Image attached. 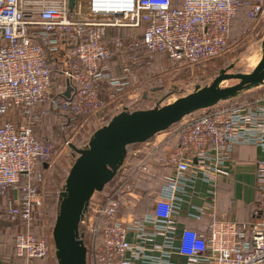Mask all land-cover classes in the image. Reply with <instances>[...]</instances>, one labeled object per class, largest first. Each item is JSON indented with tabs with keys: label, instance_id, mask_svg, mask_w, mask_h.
Returning a JSON list of instances; mask_svg holds the SVG:
<instances>
[{
	"label": "built area",
	"instance_id": "obj_1",
	"mask_svg": "<svg viewBox=\"0 0 264 264\" xmlns=\"http://www.w3.org/2000/svg\"><path fill=\"white\" fill-rule=\"evenodd\" d=\"M245 4L74 0L71 10L69 0H0V206L5 217L29 227L44 204L40 187L54 152L35 135L41 113L33 109L46 104L57 115L90 116L127 94L158 53L189 64L217 58ZM248 17H264V0H251ZM121 57L116 74L111 62ZM19 116L29 120L22 123ZM187 118L177 126L176 146L164 150L146 142L147 150L132 154L135 165L121 168L99 192L104 202L89 204L81 223L89 212L100 226L91 230L96 249L87 254L86 264H179L175 257L185 264H264V158L254 163L256 222L221 218L207 203H191L187 213L197 221L210 219L205 230L180 227L178 220L198 183L208 186L206 196L213 199L219 180L235 179V148L254 146L264 155V90L249 101ZM161 167L170 172L150 208L141 216L125 214L126 200L138 199L140 185ZM14 249L19 260L10 264L56 256L53 238L29 230L16 235Z\"/></svg>",
	"mask_w": 264,
	"mask_h": 264
},
{
	"label": "rangeland",
	"instance_id": "obj_2",
	"mask_svg": "<svg viewBox=\"0 0 264 264\" xmlns=\"http://www.w3.org/2000/svg\"><path fill=\"white\" fill-rule=\"evenodd\" d=\"M247 8L239 11L236 20L232 24L225 51L217 58L205 63L189 64L186 62H174L165 54L158 53L151 60L150 66L137 75L134 87L127 94L121 95L116 102L104 106L102 110L90 116L57 115L48 110V105L46 104L36 107L35 110L33 109V114L41 113V117L35 126V135L38 139L53 146L54 158L50 164V169L46 172L45 184L40 187L44 203L43 207L35 210L29 227L22 225L18 220L15 222L18 225H13L12 227V224H10L8 239L12 241L18 233L26 230L38 237L53 238L60 193L65 188L67 176L77 158V154L71 149L70 144L79 149H85L88 147L93 134L118 113L151 109L172 103L193 94L197 86L200 88L209 86L224 69L229 68V73L234 74L250 73L261 61L264 51V17L256 21L249 20L247 18ZM119 69L120 67H117L114 71L117 72ZM53 76L55 79L53 93L56 94L59 84L58 74L54 72ZM236 83V80H229L221 82L220 86H232ZM263 90L264 88L261 89V87L249 88L241 91L233 98L221 101L212 107L221 108L249 101L262 94ZM210 108L199 110L193 114H201ZM187 117L186 120L188 119ZM19 118L22 123H26L29 120L25 116H19ZM178 125L179 123L170 128L176 135ZM163 133L161 132L157 135ZM157 135L148 141L150 143L149 147L154 145L153 140ZM147 145L145 143L143 145H130L121 168L128 164L134 166L136 159L133 158V152L137 149H144L145 151L147 150L146 148H149ZM168 172L169 170L164 168L156 176L147 179V183L143 182L140 185V191L141 193L145 192L144 195L142 196L139 193L138 199L135 201L126 200L123 212L141 216L148 210L157 191L163 184L164 176ZM247 172L248 175L241 182L246 183L247 186L241 187L242 192L240 194H238L237 189L234 190L233 197L236 200L245 201V199H248L245 196H248V190H250L253 182L251 170H247ZM103 202L104 195L95 192L89 204L94 207V204H102ZM87 226L90 227L89 230ZM97 226H100V220L89 212H87L84 222L80 223V233L83 235L84 244L90 254L96 249V241L91 230L97 228ZM44 261L43 264H58L55 255L44 259Z\"/></svg>",
	"mask_w": 264,
	"mask_h": 264
},
{
	"label": "water",
	"instance_id": "obj_3",
	"mask_svg": "<svg viewBox=\"0 0 264 264\" xmlns=\"http://www.w3.org/2000/svg\"><path fill=\"white\" fill-rule=\"evenodd\" d=\"M74 0H69L72 10ZM236 80L232 86L220 83ZM264 85V51L259 64L246 74L224 69L205 88L197 86L193 94L151 109L123 111L115 115L91 137L88 147L79 149L60 193L53 241L58 264H86L87 248L80 233L81 219L95 192H101L123 166L130 145L143 144L169 130L185 117L233 98L243 90Z\"/></svg>",
	"mask_w": 264,
	"mask_h": 264
},
{
	"label": "crops",
	"instance_id": "obj_4",
	"mask_svg": "<svg viewBox=\"0 0 264 264\" xmlns=\"http://www.w3.org/2000/svg\"><path fill=\"white\" fill-rule=\"evenodd\" d=\"M247 18L249 19L248 14ZM120 63H122L121 58L119 60V63L118 59H115L111 62L113 72L116 74H119L120 72H116L114 71V69L116 70L117 67H121ZM259 87H261L262 89L264 88V85H261ZM153 142L154 144H158L164 147V150H168L177 145L178 135L174 134L169 129L163 134L157 135V137L154 138ZM164 150L162 149V151ZM233 157L237 163L235 179H233V181L219 180L215 190L216 194L213 199L207 198L208 196H206L208 186L203 183H198L196 189L191 191V193L193 192V196L191 197L190 202L187 201L182 206V211L178 219L180 227L203 231L211 222L208 218H203L201 221L189 218L187 216V213L189 211V206L191 203H207L209 204L208 208H210L211 210H215L216 214L221 218L232 219L237 222L243 223H251L257 221V218L254 216L256 206L255 192L252 186L250 187V190H248V196H245L248 197V199H245V201L236 200L233 197V193L234 190L237 189L238 194H240L242 192L241 187L247 186L246 183H241L245 179V176L248 175L247 170H251L252 182H254V163L257 159L264 158V155L262 154L260 149L254 146H245L235 148ZM156 170V174H159L162 170H164V167L159 168V170L157 168ZM165 170L168 169L165 168ZM8 226L11 227L10 224L5 223V221H3L0 217V264H10V262L14 260V239L12 241L8 239ZM175 260L179 264H185V259L182 257H175ZM43 262L45 261L35 260L33 264H43Z\"/></svg>",
	"mask_w": 264,
	"mask_h": 264
},
{
	"label": "trees",
	"instance_id": "obj_5",
	"mask_svg": "<svg viewBox=\"0 0 264 264\" xmlns=\"http://www.w3.org/2000/svg\"><path fill=\"white\" fill-rule=\"evenodd\" d=\"M246 1V4L242 7V8H240V10L239 11H241L242 9H244V8H247L248 10H249V7H250V4H251V0H245ZM238 14H239V12H238ZM238 14H237V16H238ZM248 14V13H247ZM237 16H236V18H237ZM236 18L233 20V22L236 20ZM233 22H232V24H233ZM232 27V26H231ZM119 60L120 59H118V63H119ZM121 61H122V63H123V61H124V58L123 57H121ZM122 63H120V66H121V64ZM115 70V69H114ZM119 72H121V68L119 69ZM58 93V92H57ZM57 93H56V95H57ZM74 116V115H72V114H65L64 116ZM0 217L2 218V220L3 221H5V223H7V224H12V226L13 225H18V224H16L15 222H17V221H10V220H8L6 217H5V214H4V209H3V207L2 206H0ZM19 222H21L22 223V225H24V222L22 221V220H18ZM8 228H9V226H8ZM16 237V236H15ZM15 237H14V240L13 241H15ZM14 249V248H13ZM16 260H19L18 258H17V256H16V254H15V249H14V260H12V261H16ZM38 260H42V259H38ZM11 261V262H12ZM43 261V260H42ZM10 262V263H11Z\"/></svg>",
	"mask_w": 264,
	"mask_h": 264
}]
</instances>
